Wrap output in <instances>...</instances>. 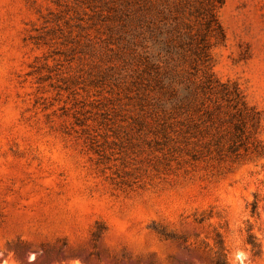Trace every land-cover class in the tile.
<instances>
[{
	"label": "rangeland",
	"instance_id": "obj_1",
	"mask_svg": "<svg viewBox=\"0 0 264 264\" xmlns=\"http://www.w3.org/2000/svg\"><path fill=\"white\" fill-rule=\"evenodd\" d=\"M55 11L0 0V264H264V0L219 9L208 63L248 106L197 110L187 152L120 124L90 148L77 63L36 43Z\"/></svg>",
	"mask_w": 264,
	"mask_h": 264
},
{
	"label": "trees",
	"instance_id": "obj_2",
	"mask_svg": "<svg viewBox=\"0 0 264 264\" xmlns=\"http://www.w3.org/2000/svg\"><path fill=\"white\" fill-rule=\"evenodd\" d=\"M53 2L57 11L36 43L62 46L77 63L72 95L80 101L81 88L95 111L77 123L94 152H105L98 135L115 124L137 133L141 152H187L197 110L220 101L248 106L208 63L227 39L218 15L225 0Z\"/></svg>",
	"mask_w": 264,
	"mask_h": 264
}]
</instances>
